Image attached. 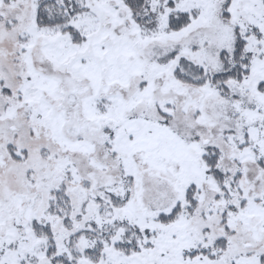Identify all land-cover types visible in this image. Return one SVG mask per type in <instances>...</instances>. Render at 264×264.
Segmentation results:
<instances>
[{
	"label": "snow or ice",
	"instance_id": "snow-or-ice-1",
	"mask_svg": "<svg viewBox=\"0 0 264 264\" xmlns=\"http://www.w3.org/2000/svg\"><path fill=\"white\" fill-rule=\"evenodd\" d=\"M0 264H264V0H0Z\"/></svg>",
	"mask_w": 264,
	"mask_h": 264
}]
</instances>
